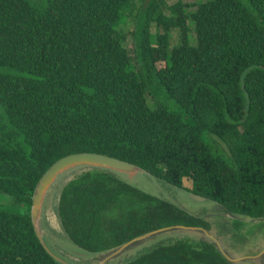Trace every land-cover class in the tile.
Segmentation results:
<instances>
[{"label":"trees","instance_id":"16d2710c","mask_svg":"<svg viewBox=\"0 0 264 264\" xmlns=\"http://www.w3.org/2000/svg\"><path fill=\"white\" fill-rule=\"evenodd\" d=\"M146 1L0 0V194L13 201L0 207V264H63L31 211L44 174L72 154L121 159L264 220V0ZM86 168L58 204L63 231L85 253L170 227L211 229L116 172ZM126 264L234 263L213 242L183 239Z\"/></svg>","mask_w":264,"mask_h":264},{"label":"rangeland","instance_id":"374dc122","mask_svg":"<svg viewBox=\"0 0 264 264\" xmlns=\"http://www.w3.org/2000/svg\"><path fill=\"white\" fill-rule=\"evenodd\" d=\"M151 1L153 0H147L145 5H148ZM178 1L190 5H195L199 2L198 0H170L168 3L169 5H174ZM201 1L204 2L205 0ZM31 2L38 6H46L47 0H31ZM196 10L197 8L195 7L190 8L191 12ZM136 25L137 23L129 21L123 27L128 34V46L133 57H135L136 41L132 34L136 30ZM191 27H193L192 24ZM173 36L175 44L179 43L180 39L177 31L173 33ZM192 44L195 45L196 40H193ZM134 64H136V61H134ZM152 101L150 99L151 104ZM158 102L168 103L171 107L174 106V101L167 100V98H160ZM2 112L0 108V122H5ZM87 170L89 169L86 167H78L59 177L47 193L38 223L42 242L48 248L49 253L63 264H126L157 245L170 244L183 239L191 242H213L209 235L217 240L219 250L233 259L235 264H264V255L253 258L264 252V220H253L228 214L224 208L215 202L210 200L197 201L192 194L187 193L185 190L158 180L140 169L132 174H120L119 177L123 182L146 194L171 202L188 213L204 219L211 225V229L207 230L208 233H205L202 230L174 228L148 235L122 250L118 249L103 254H88L81 251L61 227L58 218V204L63 187ZM12 202L11 197L0 194V207H7ZM238 223L244 226H242L240 234L234 235Z\"/></svg>","mask_w":264,"mask_h":264},{"label":"water","instance_id":"95a60500","mask_svg":"<svg viewBox=\"0 0 264 264\" xmlns=\"http://www.w3.org/2000/svg\"><path fill=\"white\" fill-rule=\"evenodd\" d=\"M78 167H94V168H102V169H107L113 172L120 174H132L135 173L139 167H137L134 164L128 163L126 161H123L121 159H117L108 155L104 154H99V153H78V154H72L67 157H64L60 159L58 162H56L42 177L40 180L35 193L33 195V205H32V211H31V216H32V221L37 233L38 238L40 239L41 243L45 246V248L48 250L46 245L42 242V236L39 233L38 229V223L42 214V210L45 204V200L47 197L48 191L51 189V187L56 183V181L61 177L64 173L68 172L71 169L78 168ZM141 170V169H140ZM192 196L197 200V201H206L208 200L207 198L200 196V195H195L192 194ZM174 228H187V229H195V230H202L205 233H208V231L204 228H199V227H185V226H177V227H170V228H165L162 230H158L155 232H152L148 235L156 234L161 231L165 230H170ZM145 235L143 237H140L138 239H135L128 244L122 246L119 248V250H122L131 244L137 242L138 240H141L145 238ZM211 237L212 241L216 244V246L219 248V244L217 240H215L214 237L209 235ZM49 252V250H48ZM221 253L227 258L228 261L232 262L235 264V261L231 259L229 256L224 254L222 251ZM264 252L261 253L260 255L253 257L257 258L259 256H263Z\"/></svg>","mask_w":264,"mask_h":264}]
</instances>
